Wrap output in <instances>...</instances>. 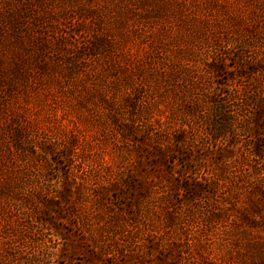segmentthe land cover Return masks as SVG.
Wrapping results in <instances>:
<instances>
[{
	"label": "rangeland",
	"instance_id": "rangeland-1",
	"mask_svg": "<svg viewBox=\"0 0 264 264\" xmlns=\"http://www.w3.org/2000/svg\"><path fill=\"white\" fill-rule=\"evenodd\" d=\"M260 109L264 0H0V264H264Z\"/></svg>",
	"mask_w": 264,
	"mask_h": 264
},
{
	"label": "trees",
	"instance_id": "trees-1",
	"mask_svg": "<svg viewBox=\"0 0 264 264\" xmlns=\"http://www.w3.org/2000/svg\"><path fill=\"white\" fill-rule=\"evenodd\" d=\"M259 113H264V109H260V112ZM260 115V114H259Z\"/></svg>",
	"mask_w": 264,
	"mask_h": 264
}]
</instances>
